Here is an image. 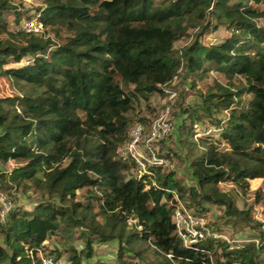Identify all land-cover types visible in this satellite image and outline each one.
<instances>
[{"label": "trees", "instance_id": "trees-1", "mask_svg": "<svg viewBox=\"0 0 264 264\" xmlns=\"http://www.w3.org/2000/svg\"><path fill=\"white\" fill-rule=\"evenodd\" d=\"M35 1L32 16L23 0H0V76L15 91L0 96V193L40 199L0 219V264H41L46 254L81 264L97 242L117 243L118 264H264L261 223L237 204L251 181L264 179V0ZM35 17L45 30L24 31ZM222 26L235 32L204 43L207 30ZM190 36L178 54L175 44ZM181 67L193 89L200 81L208 89L194 105L180 93L181 119L157 155L182 154L189 182L168 163L139 173L127 150L133 126L150 124L137 107L152 109L155 93L167 97L161 85L173 87ZM199 123L219 134L196 139ZM175 133L182 151L170 144ZM255 193L264 201L261 187ZM180 201L194 213L222 206L258 236L208 237L187 248L174 222ZM76 229L85 254L57 243Z\"/></svg>", "mask_w": 264, "mask_h": 264}, {"label": "rangeland", "instance_id": "rangeland-1", "mask_svg": "<svg viewBox=\"0 0 264 264\" xmlns=\"http://www.w3.org/2000/svg\"><path fill=\"white\" fill-rule=\"evenodd\" d=\"M24 1V7L25 10H28V15H34L36 8L40 6L38 2L35 0H23ZM33 19V18H32ZM261 23H264V20H262ZM235 31H231L224 26L218 27L214 30H207L204 36V43L211 44V43H217L228 36L232 35ZM156 32H144L141 33L139 37H150L155 35ZM192 35H195V33L192 30ZM59 42H63V38L57 39ZM192 40V37H185L182 40L178 41L175 44V51L180 54L184 47H186ZM25 62H23L24 64ZM10 65H14L11 63ZM21 65V64H20ZM184 70L180 72V74L173 80L172 85L174 88L177 89L178 94L175 97L173 104L171 105V114L169 117L174 122V128L177 126V122L180 121L178 119H181V116H176L175 113H178L180 111V107L178 106V102L180 100V93H183V100L184 103L194 105L198 102H200V98L198 96L199 91H202L206 93L208 89V85L206 81H200L198 83L199 88L193 89L189 82H185V80L182 79ZM215 75L217 73L214 72ZM253 76L250 75L249 79ZM15 93L13 87L9 83L8 79L5 77L0 76V96H8L13 95ZM171 100H169L168 97H161L158 93H155L152 95L151 99V107L152 109H149L146 101H142V103L137 107V111L140 114L139 116H146L150 120V124L153 120L160 117L162 114H164L166 107L168 104H170ZM155 110V111H154ZM227 115V113H226ZM150 124H148L150 126ZM149 126H146L145 128L148 129ZM206 127L205 125L199 123L198 124V131H203ZM173 128V129H174ZM173 133V132H172ZM219 132H212L211 135L217 136ZM198 136L196 137V139ZM180 138L177 137V133H175L174 136H172V139L170 141V144L174 145V147H177L178 140ZM226 147V146H224ZM179 151L180 147H177ZM18 165V162H10L7 165H2L1 169L2 171L10 172L14 167ZM168 168H174L177 169V171L185 176L186 182H189V174L191 173V169L189 168L188 161L185 159V157L182 154H179L178 157H174L170 159V162L167 164ZM224 190H230L232 186L229 184H222ZM252 189L247 193V195H242L239 198H237V204L241 209H251L252 219L254 220V224L257 225L258 222L261 223L260 228L264 230V201L258 203L256 202V189L258 187L262 188V193L264 194V179H258L251 181ZM240 193V192H239ZM242 193V191H241ZM1 194L4 193H0ZM6 195V194H5ZM14 199L12 200V198ZM13 197L9 195V198L13 202V206L16 204L24 205L28 208H32L35 204V202H38L40 199L37 195L32 194L31 196H26L25 194L13 190ZM1 205V201H0ZM209 207L208 211L206 213L200 212L201 215L205 216V219L207 221V225L209 227L210 233H216V234H222L223 237H228V239H232V237L239 239L240 241H245L246 239H249L251 237H257L258 235V229L250 228L244 221L237 218H228L225 215L224 207H218L217 205H207ZM67 240H61L57 242L60 246H63L64 248L74 249L75 252L80 254H85L86 251V240L81 236V229H76L71 233H67ZM209 237V236H208ZM56 237L52 236L47 241V245L49 249H53L55 247L56 243ZM94 248V255L91 259H87L86 257H81L82 262L81 264H95L98 261H102L105 264H118L116 256H117V243L116 242H109V243H95L93 245ZM72 251L73 250H69ZM70 255V254H69ZM69 255L64 256L66 260L69 261ZM68 264H72L71 261L68 262ZM136 264H146L143 262H138L136 260Z\"/></svg>", "mask_w": 264, "mask_h": 264}, {"label": "built area", "instance_id": "built-area-1", "mask_svg": "<svg viewBox=\"0 0 264 264\" xmlns=\"http://www.w3.org/2000/svg\"><path fill=\"white\" fill-rule=\"evenodd\" d=\"M45 28V25L38 19V17L26 20L22 24V29L27 32L33 31L39 33L43 32ZM182 68L183 67L179 69V73L183 71ZM177 76H175L174 79ZM168 85L169 83L161 85V88L167 93L169 100H171L170 104L167 105L164 114L153 120L148 129L142 124L137 123L133 126L130 132L131 138L127 143V150L137 161L139 173L141 174L152 173L148 168L149 165H164L170 162L168 159L157 155L159 141L166 138L174 128V122L169 115L171 114V105L173 104L178 91L176 88L169 87ZM212 132H217V129L214 127H208L203 131H198L196 137L208 135ZM0 201V219L5 221L6 216L13 207V202L12 200H9L5 194H1ZM201 214L200 212L194 213L180 201L179 208L175 210L174 222L177 235L182 239L183 244L187 248H197V244L207 239L208 236L214 239L223 238L228 241V237H223L222 234L210 233L205 216ZM256 242L259 241L256 240ZM169 257H173V255L170 253ZM41 264L66 263L63 258H60L55 254H46L41 256Z\"/></svg>", "mask_w": 264, "mask_h": 264}]
</instances>
